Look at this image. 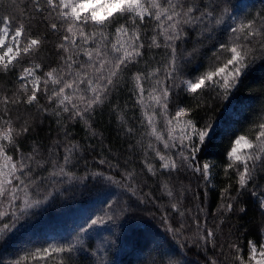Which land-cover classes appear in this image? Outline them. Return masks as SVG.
I'll return each mask as SVG.
<instances>
[{"label":"snow or ice","instance_id":"1","mask_svg":"<svg viewBox=\"0 0 264 264\" xmlns=\"http://www.w3.org/2000/svg\"><path fill=\"white\" fill-rule=\"evenodd\" d=\"M29 3L31 11L25 22H20L12 14L0 15V70L14 69L21 59L34 52L38 53L46 41L52 43L59 62L42 79L37 74L42 65L33 60L31 66L21 69L18 88L10 94L0 89V207L6 203L10 210L0 211V218L10 216L11 220V223H4L0 227V236L16 227L19 216L12 209L15 202L21 199L20 193H23L22 207L15 206L20 215L50 198L51 191L45 195L44 201L32 200L30 197V188L46 179L39 175L37 169H43L44 164L49 163L54 170L49 173L48 178L58 175L71 177L66 167L72 163L73 151L77 149V145L69 144L64 148L60 161H45L34 143L32 154L25 155L18 140L29 134L33 126L28 118H13L12 110L20 105H32L39 113H48L49 108L39 104L38 93L44 91L47 94L51 84L54 87L48 100L56 105L51 114L57 117V123H60L65 113L70 117L83 119L86 113L91 114L95 106L103 103L111 89L116 88L121 79V71L130 65L139 64L144 59L145 50L150 51L153 47L164 48L168 53L163 79L159 78L161 68L150 70L151 61L145 60L144 70L133 75L134 90L138 102L145 106L144 117L151 129L150 135L162 143L165 149H178L177 158L162 154L159 149L149 145L159 157V168L169 177L168 180L161 181V184L167 195L174 200L170 207L182 217L185 211L190 212L187 209L181 211V200L176 197L173 186H170L171 178L173 173L187 169L193 175L199 174V178L205 183L210 182L213 165L210 162L200 163L197 154L201 150L199 145L209 135L211 124L197 127L196 121L188 118L201 106L200 103L178 107L175 114L169 117L168 105L173 89L182 86L184 92L194 94L195 98L208 89L217 88L222 90L223 98L227 99L231 90L241 82L249 66L258 57L264 59V13H247L246 5L233 6L230 0H29ZM237 12L240 14L237 15ZM33 13L42 17L36 26L43 27V32L30 35ZM146 20L154 25L153 35L148 37L147 42L142 39L147 33L141 28ZM229 20L232 24L225 30L226 39L217 41L210 54L203 53L207 58L205 70L193 69L196 74L185 78L182 75L184 65L192 64L197 57H201L205 42L214 40L215 30ZM90 26L93 31L88 30ZM186 26L198 29L197 40L190 50L184 49L178 55L176 41L188 38ZM49 33L57 35L56 42L49 39ZM160 36L164 39L163 44L159 42ZM81 55L87 59L81 60ZM177 79L179 84L176 83ZM146 83L149 85L147 97ZM217 95L221 93L218 92ZM157 109L163 113L168 139L156 127ZM121 120L123 121V116ZM127 132L132 133L133 129L128 128ZM68 135L65 128V139ZM92 135H96L94 130ZM10 148L13 154L19 153L18 159L9 155ZM228 159L230 162L225 175H228L229 170L235 174L236 196L229 191L231 184L224 188L221 193L222 203L217 207L216 214L224 217L233 213L234 204H239L238 197L246 190L257 198L259 208L264 213V186L257 183L258 173L264 174V117L253 124L247 134L235 137ZM99 163L104 164L105 160L101 159ZM144 164L147 172L152 176L157 175L153 164L147 160ZM95 175L104 174L101 172ZM124 175L128 182L136 179L134 170L125 171ZM106 179L114 183L112 177ZM125 187L133 196L137 194V187L131 184H126ZM257 187L262 188L261 193L255 191ZM114 204L115 202L109 203L104 214L91 219L87 228L80 229V233H86L94 225L115 220L118 213ZM197 208L198 212H204L203 208ZM124 211L126 209H120V212ZM239 212H246V208L239 207ZM224 222L221 218L214 226L209 227L207 214L203 219L197 215L193 217L195 232L192 236L184 235L189 230L184 223L178 228L169 224L168 231L174 236H182L196 247L206 248L211 245L215 249L218 246L217 233ZM219 247L220 256L207 261V264H228L229 260L231 264H264V231L259 242L248 240L247 258L244 248L237 243L228 242L226 245L228 252L233 253L231 256L225 252V245ZM77 251H87L80 235L66 244H49L45 248L26 252L11 264H72V257ZM169 264L186 262L177 259L169 261Z\"/></svg>","mask_w":264,"mask_h":264},{"label":"trees","instance_id":"2","mask_svg":"<svg viewBox=\"0 0 264 264\" xmlns=\"http://www.w3.org/2000/svg\"><path fill=\"white\" fill-rule=\"evenodd\" d=\"M242 1L244 0H230L233 6L242 4ZM245 1L247 13H264V0ZM30 11L29 0H0V15L12 14L20 22H25ZM31 15L33 26L29 34L42 33L43 27L36 26L42 17L34 13ZM48 19L51 21V17ZM231 24L232 21L229 20L217 28L215 39L206 41L201 49V57H197L192 64L184 65L182 75L185 78L196 74L193 69L205 70L207 58L203 53L210 54L217 41L226 39L225 30ZM153 27L147 20L141 25L147 33V36L142 37L146 42L148 37L153 35ZM88 30L94 29L90 26ZM185 30L189 32L188 38L176 41L178 55L184 49L190 50L197 40L198 29L186 26ZM49 39L56 42L57 35L49 33ZM159 42L164 43L162 36L159 37ZM167 55L164 48L153 47L150 51L146 49L144 59H141L139 64L122 70L116 88L111 89L103 103L95 106L91 114L86 113L83 119L70 117L65 113L60 123H57V117L51 114L56 105L48 100L54 87L51 84L47 94L44 91L38 93L39 104L49 108L48 113H39L32 105H20L12 110L13 118H28L33 126L29 134L18 140L25 155L32 154L34 143L45 161H60L64 148L69 144L77 145V149L73 151L72 163L66 167L71 177L58 175L48 178L49 173L54 170L49 163H45L43 169H37L39 175L46 179L30 188V197L32 200L44 201L45 195L51 191L49 199L20 215L15 207H22L23 193H20L21 199L15 202L12 209L19 216L16 227L0 236V264H11L26 252L45 248L49 244L68 243L73 239L66 235V230H63V235L58 238L51 237L50 231L56 227L67 229L64 226L72 221L77 211L83 212L88 220L95 219L96 216L103 215L107 205L112 202H115L117 218L98 224L106 240L98 241L91 235H81L87 251H77L72 257V264H169V261L177 259L186 264H207V261L220 256L219 245H225V252L229 256L233 255L226 247L228 242L237 243L244 248L247 258L248 240L259 242L264 231V213L259 208L257 198L246 190L238 197L239 204H234L233 213L218 217L216 209L222 203L223 189L229 184L232 185L230 193L236 196L235 174L229 170L228 175H225V169L230 162L228 152L231 144L236 136L247 134L252 125L264 117V59L258 57L249 66L241 82L231 90L227 99L223 98L222 90L217 88L208 89L195 98L194 94L184 92L182 86L173 89L168 105L169 117L175 114L178 107L200 103L201 106L188 118L196 121L197 127L211 124L209 135L204 143L199 145L201 150L197 154L200 163L210 162L213 165L210 182L205 183L199 178V174L193 175L187 169L172 174L170 186H173L176 197L181 200V211L190 210L185 211L182 217L170 207L174 200L167 195L161 184V181L168 180L169 177L159 168V157L149 145L159 149L162 154L177 158L178 149H165L162 143L150 135L151 129L144 117L145 106L138 102L133 81V75L144 70L145 60L151 61L150 70L161 68L159 78L163 79ZM80 59L87 58L81 55ZM33 60L42 65L37 74L43 79L50 68L58 66L59 57L53 52L52 43L46 41L38 53L34 52L21 59L14 69L0 70V89L10 94L18 88L21 69L31 66ZM176 83L179 84V79ZM148 87L146 83L145 97ZM218 92L221 95H217ZM156 127L165 134V139H168L167 125L159 109L156 111ZM65 128L69 133L67 139ZM128 128H132L133 132L128 133ZM93 130L96 135H92ZM197 143L199 144L198 141ZM9 155H13L14 159L19 158V153L13 154L11 148ZM101 159L105 160L104 164L99 163ZM145 160L156 168V176L147 172ZM131 170L135 171L136 179L128 182L124 174L125 171ZM101 172L103 176L95 175ZM109 176L114 183L106 179ZM257 183L264 186V174L258 173ZM126 184L137 187L135 196L127 191ZM255 191L261 193L262 188L257 187ZM197 206L203 208L204 212H198ZM239 207L246 208V212L240 213ZM122 208L126 211L120 212ZM0 211L10 210L5 203L0 207ZM205 214L209 227L214 226L221 218L225 221L217 233L218 246L215 249L211 245L206 248L196 247L182 236H174L168 231L169 224L178 228L184 223L189 228L184 235L192 236L195 232L193 217L199 215V218L203 219ZM4 223H11L10 216L0 218V227ZM228 264H231V260Z\"/></svg>","mask_w":264,"mask_h":264},{"label":"rangeland","instance_id":"3","mask_svg":"<svg viewBox=\"0 0 264 264\" xmlns=\"http://www.w3.org/2000/svg\"><path fill=\"white\" fill-rule=\"evenodd\" d=\"M246 1H242V4H245ZM30 83V81H29ZM91 220L86 219V216L83 212L77 211L74 217H72V221L70 223H67L66 226L67 229H61V228H54L50 231L52 233L51 237H60L63 235V230H66V235L68 237L75 239L78 235H91L94 239H97L98 241H104L106 240V236L104 233H102L101 226L94 225L92 228L88 229L86 233H80V229L87 228L88 223H90Z\"/></svg>","mask_w":264,"mask_h":264}]
</instances>
